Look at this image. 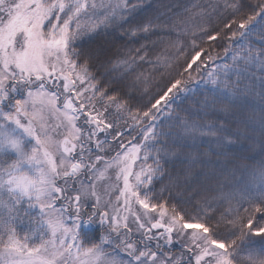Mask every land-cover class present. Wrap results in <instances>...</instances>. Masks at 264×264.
Wrapping results in <instances>:
<instances>
[{"label":"snow or ice","instance_id":"snow-or-ice-1","mask_svg":"<svg viewBox=\"0 0 264 264\" xmlns=\"http://www.w3.org/2000/svg\"><path fill=\"white\" fill-rule=\"evenodd\" d=\"M0 264H264V0H0Z\"/></svg>","mask_w":264,"mask_h":264},{"label":"trees","instance_id":"trees-1","mask_svg":"<svg viewBox=\"0 0 264 264\" xmlns=\"http://www.w3.org/2000/svg\"><path fill=\"white\" fill-rule=\"evenodd\" d=\"M180 1L184 2L182 5L190 4L191 3L190 0H159V2L169 3V4L177 3V2L180 3ZM189 1H190V3H189ZM204 46L207 47L208 44L205 43ZM85 47H87V45H85ZM217 50L219 51V49H217ZM221 55H222V52H221ZM145 67L147 68L148 66L146 65ZM201 87H203V86H201ZM259 159H260V157L259 156H256V160H259ZM157 187H159V184H157ZM165 195L167 196V193ZM171 200H172V202H175V203H179L180 202V198L176 197L175 194H173V196L171 197ZM183 206L184 207H189L190 205L186 203V204H183Z\"/></svg>","mask_w":264,"mask_h":264},{"label":"rangeland","instance_id":"rangeland-1","mask_svg":"<svg viewBox=\"0 0 264 264\" xmlns=\"http://www.w3.org/2000/svg\"><path fill=\"white\" fill-rule=\"evenodd\" d=\"M191 2H192V0H190ZM190 1H189V3H190ZM186 2V1H185ZM177 3H179V2H177ZM184 2H182V1H180V3L179 4H183ZM177 10H179V9H177Z\"/></svg>","mask_w":264,"mask_h":264}]
</instances>
